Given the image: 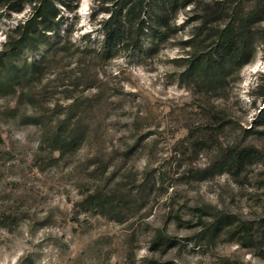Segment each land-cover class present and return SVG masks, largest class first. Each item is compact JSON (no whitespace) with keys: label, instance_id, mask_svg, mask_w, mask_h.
Segmentation results:
<instances>
[{"label":"rangeland","instance_id":"1","mask_svg":"<svg viewBox=\"0 0 264 264\" xmlns=\"http://www.w3.org/2000/svg\"><path fill=\"white\" fill-rule=\"evenodd\" d=\"M95 3L65 13L63 39L101 46L108 15L93 17ZM31 10L0 0V50ZM191 10L153 52L103 62L73 49L0 89V264H264L257 238L241 239L264 220V48L224 91L190 88L181 73L182 43L199 32ZM66 118L87 137L62 154L48 135ZM231 143L256 147L262 161L240 176H208ZM218 219L229 225L216 234Z\"/></svg>","mask_w":264,"mask_h":264},{"label":"trees","instance_id":"2","mask_svg":"<svg viewBox=\"0 0 264 264\" xmlns=\"http://www.w3.org/2000/svg\"><path fill=\"white\" fill-rule=\"evenodd\" d=\"M26 1L32 6L29 16L17 24L0 50L1 91L13 88V81L33 80L44 71L49 58L62 54L72 57L73 49L83 57L94 53L103 62L126 52H153L173 38L175 32H171V23L188 7H192L191 12L196 16L192 21L196 22L199 31L182 43L188 50L182 59L185 69L181 77L190 88L209 94L224 91L233 70L252 61L257 44L264 48V26H261L264 23V0H96L93 17L99 13L108 17L99 23L103 40L94 50L75 46L69 39H63L67 35L62 36V28L69 20L65 13L75 12L80 0ZM201 36L202 40H199ZM145 41H149L147 48L144 47ZM41 51L39 60L18 63L24 52L36 54ZM257 126L264 129V109ZM48 137L51 150L66 154L79 148L86 140L87 131L66 118ZM218 153L206 171L208 176L223 173L240 176L262 161L261 151L254 146L231 143ZM262 181L264 187V178ZM89 202L94 200L86 203ZM215 225L217 234L229 224L218 219ZM255 227L256 230H241V239L256 242L257 238L255 248L263 250L264 220ZM263 253L264 250L259 253L262 258Z\"/></svg>","mask_w":264,"mask_h":264}]
</instances>
